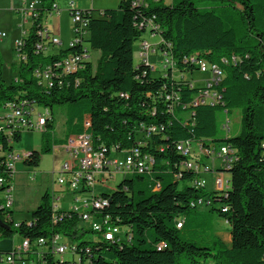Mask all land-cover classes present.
I'll use <instances>...</instances> for the list:
<instances>
[{
	"label": "trees",
	"instance_id": "obj_1",
	"mask_svg": "<svg viewBox=\"0 0 264 264\" xmlns=\"http://www.w3.org/2000/svg\"><path fill=\"white\" fill-rule=\"evenodd\" d=\"M39 1V18L23 39L21 52L26 59L19 61L17 82H5L0 56V110L7 102L26 100L50 111L41 151L30 152L24 165L37 167L41 154H51L56 147H66L70 138L83 135L89 138L88 148L104 150L106 155L139 149L154 163L149 173L122 174L131 177L111 193L73 191L74 199L84 197L89 203L69 210L57 208L55 197L45 192L31 213V222L17 227L12 210L0 208L4 225L0 238L18 235L30 242L33 254L39 239L58 235L75 241L72 256L79 261L55 260L48 248L37 264H264V0H147L142 6L120 0L115 10L98 14L78 10L88 34L85 43L99 57L94 65L86 60L81 71L63 76L61 86L49 89L39 84L33 71L49 63L62 64L68 51L35 53L36 32L54 4V0ZM148 22L157 27L153 33L161 40L155 57L165 54L173 60V66L163 71L134 64V45L145 40L146 30L140 24L145 27ZM69 51L82 53L83 49L78 45ZM189 57L221 72L219 83L212 87L217 104L184 106L202 88L184 75L197 71L184 61ZM170 95L178 102L166 101ZM54 106H65L63 139L49 138ZM232 109L240 110L238 134L217 138V113L228 115ZM148 127L156 131L146 137L140 130ZM20 140V132L10 139L0 132V146L6 153ZM180 142L234 151L236 160L224 170L230 177L228 188L196 187L200 176L181 167L188 157L176 152ZM85 192L91 195L82 196ZM99 198L107 201L104 208L77 209ZM84 216L108 219L122 230V240L105 241L80 224ZM216 217L228 226L229 245L216 234ZM87 235L92 238L85 239ZM26 255L29 258L30 253Z\"/></svg>",
	"mask_w": 264,
	"mask_h": 264
},
{
	"label": "built area",
	"instance_id": "obj_2",
	"mask_svg": "<svg viewBox=\"0 0 264 264\" xmlns=\"http://www.w3.org/2000/svg\"><path fill=\"white\" fill-rule=\"evenodd\" d=\"M20 1L22 7L16 12L20 14L22 22L27 23L30 21L31 26L27 31L21 33L22 37L20 40L14 42V50L17 53L19 61H25L26 56L21 52L24 44L23 39L27 38L34 20L39 18L41 3L39 0ZM126 1H130L132 6H141V2H147V0ZM68 8L72 20L73 39L69 42L66 49H61L63 52L68 51L67 54L62 56V64L49 63L33 71V77L43 88H53L55 84L61 86L62 82L60 79L63 76L78 73L83 69V63L89 59L88 50L83 46L88 36L86 25L81 19L80 13L78 12L79 9L74 6L72 1L69 3ZM45 12L46 14L41 21V27L36 32L39 42L34 47L35 53L38 54L41 52L45 55H57L61 50L57 53L54 52L55 46L61 47L63 44L59 38L55 34H52L47 28L44 20L47 16H58V8L56 5L52 4L51 9ZM140 28H144L151 36L157 35L153 33V31H157V27L151 22H148L145 27L143 24H140ZM5 37V33L0 32V42H2ZM160 42L161 40L159 38V41L155 44H149L147 40L139 43L138 58L141 63L149 66L152 71H163L164 67L173 66V60L165 54L163 57H155V48ZM78 45L82 47V53L69 51V49L75 48ZM151 57L158 59V65L151 64ZM184 61L194 64L199 73L209 72L211 75V78L202 85V88H200L199 92L193 97L191 103L184 106L217 104L219 98L216 92L212 90V87L219 83L222 74L219 72H212L211 67H209V64L204 60L189 57L185 58ZM17 81L18 77L16 76L13 82ZM165 99L171 102V105L178 102V97L174 95L166 96ZM36 108L38 107L26 100H13L5 103L1 109L4 114L0 120L4 121V125H0V132L6 133L9 139L15 132L22 133L26 130L43 132L48 120V113L45 110L35 114ZM224 114L227 115L226 111H224ZM221 128L225 133H229L231 130L230 121H224ZM155 131L156 129L153 127H148L146 129L142 128L140 130L146 137H149V135ZM88 141L89 138L83 135L80 137H73L71 138V142L67 143V151L64 152L68 154L69 161L62 165L60 177L57 179V183L59 187L63 188V192L67 191L73 194V188L68 185V177H78L80 190L87 189L92 191L96 185H101L103 187L107 186V183L113 179L115 174L127 173L128 166H152L154 163L150 155L142 153L139 149H132L130 152L120 155L115 153L106 155L104 150L96 151L93 148H88ZM7 142L10 144V141ZM175 150L183 157H188V160L183 162L181 167L200 176L195 183L196 187L205 188L207 186V176L213 175L212 189L222 191L228 188L229 181L224 178V170H226V166H230L231 163L236 160L234 151L225 146L213 148L212 150L204 149L199 143L192 142H180L175 146ZM30 155V152H28L14 156L13 151L6 153L0 146V157L2 158L0 165H2L3 169L2 173H0V208L7 211L12 210L15 203L12 195V191L14 190L12 181L15 177V164L18 161L24 162ZM85 195H88V193L85 192L82 194V196ZM56 199H59V197ZM106 205L107 201L99 198L94 199V205L77 207V209L88 207L102 209ZM80 224L100 234L105 241L117 243L122 240V230L117 226L111 225L108 219L99 221L91 220V218L81 219ZM14 226L17 227L18 224L14 223ZM59 237L58 235H54L49 240L39 239L36 246L38 248L48 247L51 249L52 254H59L61 258L66 252H71V254L74 253V245L67 246L65 244H57ZM30 248V242L28 240H22L21 245L13 249L11 253H4L5 258L3 254H0V264H18V262L23 264L25 261L24 257L30 251Z\"/></svg>",
	"mask_w": 264,
	"mask_h": 264
},
{
	"label": "rangeland",
	"instance_id": "obj_3",
	"mask_svg": "<svg viewBox=\"0 0 264 264\" xmlns=\"http://www.w3.org/2000/svg\"><path fill=\"white\" fill-rule=\"evenodd\" d=\"M36 1V0H30ZM59 12V18L53 15L47 17L53 25H58L61 31L60 39L63 41V46H55L54 52H58L61 49H66L69 42L73 39L72 31V20L69 13L68 5L71 1L78 2V0H55ZM120 0H91L92 10L96 13L103 10H115L119 4ZM82 3H90V0H82ZM206 2H203L205 4ZM22 7L20 0H0V32L5 33L6 37L0 42V56L2 59V74L6 83L12 82L16 76L19 65V58L14 50V42L20 40L22 37V32L27 31L30 28V21L24 23L21 21L20 14L16 11ZM46 22V20H44ZM51 31V30H50ZM52 34H54L51 31ZM143 39L147 40L149 44H155L159 41V35L151 36L149 33L142 34ZM84 47L88 50L89 59L88 61L95 64L97 58L99 57V52L92 51L87 43ZM139 43H136L133 48V59L134 64L137 66L140 61L138 58ZM151 64L158 65V59H150ZM159 67V66H158ZM177 73V72H176ZM187 79L193 81L196 87H201L206 81L211 78L210 73H199L198 71H193L190 75L188 73L184 74ZM65 106H54L52 110V115L54 119V129L49 133L50 139H63L65 130V116H64ZM45 110L43 108H36L35 114L41 113ZM48 115L50 111L47 110ZM189 112H185L187 115ZM3 110H0V118L3 116ZM34 114V115H35ZM217 138L224 139L226 137H234L239 132V121H240V110L232 109L228 115L224 112L217 113ZM229 120L231 131L228 135L222 130V124L224 121ZM0 125H4V121L0 120ZM45 137L41 131H24L21 133V140L13 144V155H21L22 153L37 152L40 153L41 148L44 144ZM64 150V148H63ZM59 149V153H55L54 150L51 154H41L40 162L37 167H27L22 161H18L15 164V177L13 178L12 185L14 190L12 191L15 203L12 207L13 220L15 223H30L31 213L37 208L40 202L41 196L48 192L52 197H55L54 205L59 209L69 210L74 208L76 205L82 203L83 198L78 199L75 202L74 196L71 192L62 191L63 188L59 187L57 179L60 177V170L62 165L69 161V156L66 152ZM67 150V149H66ZM123 174V173H122ZM115 174L113 179H111L107 186L103 187L101 185H96L93 192L94 194L111 193L115 186H117L124 178H130L131 175ZM224 178L229 180V173H224ZM207 186L206 189H210L209 176L206 178ZM89 195V194H88ZM59 199L56 200V197ZM88 205L84 206L87 207ZM202 212L207 211V208H202ZM214 225L216 227L217 236L227 245L230 243V236L228 232V226L219 218L214 219ZM91 235H87L85 239H91ZM22 238L15 235L12 239H1L0 238V251L6 252L17 248L21 245ZM74 240L65 238L63 236L59 237L58 245L65 244L67 246L73 245ZM48 247H37V252L32 253V248L30 249L29 258L25 255V261L23 264H37L42 253L46 252ZM5 258V254H3ZM55 260L61 259V255H53ZM28 258V259H27ZM62 259L64 261H79L77 255L72 256L71 252H66ZM18 264H22L18 262Z\"/></svg>",
	"mask_w": 264,
	"mask_h": 264
},
{
	"label": "bare ground",
	"instance_id": "obj_4",
	"mask_svg": "<svg viewBox=\"0 0 264 264\" xmlns=\"http://www.w3.org/2000/svg\"><path fill=\"white\" fill-rule=\"evenodd\" d=\"M145 4H146V2H141V6L145 5ZM209 67H211L212 72L221 73L216 66L209 65ZM228 167L229 166H226V168H228ZM135 171L139 174L146 173V172L149 173L150 172V166H128L127 173H123V174H133ZM68 185L73 188V191L79 190L80 186H79L78 177H68ZM81 198H83V201L81 203L82 205L89 203L86 198H84V197H81ZM81 198H76L75 202H77L78 199H81ZM92 205H94V200H92ZM83 219H87V217L84 216ZM177 227H180V223L177 224Z\"/></svg>",
	"mask_w": 264,
	"mask_h": 264
},
{
	"label": "crops",
	"instance_id": "obj_5",
	"mask_svg": "<svg viewBox=\"0 0 264 264\" xmlns=\"http://www.w3.org/2000/svg\"><path fill=\"white\" fill-rule=\"evenodd\" d=\"M73 2V4H74V6L77 8V9H79V10H92V3H91V0H90V3H82V0H78V2L76 1V2H74V1H72ZM54 5H56L57 6V4H56V1L54 0ZM60 15V14H59ZM59 15L58 16H56V15H53L54 17H56V18H52V19H54V20H56V19H58L59 18ZM52 16V15H51ZM51 16H49V17H51ZM48 17V16H47ZM45 18V20H46V22H45V24H46V26H47V28L49 29V30H51L58 38H59V40L62 42V44H63V41L60 39V37H61V31H60V29H59V26L58 25H53L52 23H51V25L49 24L50 23V20L48 21V18ZM68 142H71V138L68 140ZM63 148H64V150L65 151H67L66 149H67V146L65 147H56V148H54V152L55 153H59V149H61V150H63ZM63 150V151H64ZM212 180H213V175H209V183H210V188H211V186H212Z\"/></svg>",
	"mask_w": 264,
	"mask_h": 264
},
{
	"label": "water",
	"instance_id": "obj_6",
	"mask_svg": "<svg viewBox=\"0 0 264 264\" xmlns=\"http://www.w3.org/2000/svg\"><path fill=\"white\" fill-rule=\"evenodd\" d=\"M0 226H1V227H4V225H3L1 222H0Z\"/></svg>",
	"mask_w": 264,
	"mask_h": 264
}]
</instances>
